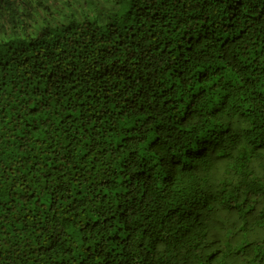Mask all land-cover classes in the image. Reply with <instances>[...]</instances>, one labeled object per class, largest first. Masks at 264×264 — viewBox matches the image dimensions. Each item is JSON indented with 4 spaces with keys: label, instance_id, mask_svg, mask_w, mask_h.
Masks as SVG:
<instances>
[{
    "label": "trees",
    "instance_id": "trees-1",
    "mask_svg": "<svg viewBox=\"0 0 264 264\" xmlns=\"http://www.w3.org/2000/svg\"><path fill=\"white\" fill-rule=\"evenodd\" d=\"M0 264H264V0H0Z\"/></svg>",
    "mask_w": 264,
    "mask_h": 264
}]
</instances>
